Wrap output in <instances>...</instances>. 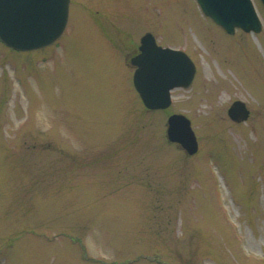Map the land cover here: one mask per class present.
Here are the masks:
<instances>
[{
  "label": "rangeland",
  "instance_id": "1",
  "mask_svg": "<svg viewBox=\"0 0 264 264\" xmlns=\"http://www.w3.org/2000/svg\"><path fill=\"white\" fill-rule=\"evenodd\" d=\"M226 32L197 0H70L62 36L0 40V264H264V5ZM151 32L196 65L150 110L131 58ZM251 111L236 123L228 108ZM182 113L198 139L167 140Z\"/></svg>",
  "mask_w": 264,
  "mask_h": 264
},
{
  "label": "water",
  "instance_id": "2",
  "mask_svg": "<svg viewBox=\"0 0 264 264\" xmlns=\"http://www.w3.org/2000/svg\"><path fill=\"white\" fill-rule=\"evenodd\" d=\"M264 5V0H261ZM203 12L227 32L237 28L259 33L261 19L252 0H198ZM70 0H0V40L18 51L47 47L64 33L69 19ZM140 52L131 58L136 67L133 84L142 102L150 110L167 109L172 90L188 87L196 66L182 50L159 45L152 33L141 38ZM234 122L247 121L251 111L242 100L228 108ZM166 136L187 154L197 153L199 144L191 120L182 113L167 119Z\"/></svg>",
  "mask_w": 264,
  "mask_h": 264
}]
</instances>
